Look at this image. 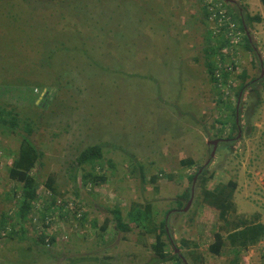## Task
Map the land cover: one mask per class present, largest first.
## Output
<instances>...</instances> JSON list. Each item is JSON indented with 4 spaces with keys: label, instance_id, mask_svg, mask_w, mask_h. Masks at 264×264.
Instances as JSON below:
<instances>
[{
    "label": "rangeland",
    "instance_id": "1",
    "mask_svg": "<svg viewBox=\"0 0 264 264\" xmlns=\"http://www.w3.org/2000/svg\"><path fill=\"white\" fill-rule=\"evenodd\" d=\"M220 1L231 16L261 17L247 28L254 54L244 48L243 39L234 49L236 64L226 101L238 102V74L248 76L244 84L256 81L240 91L237 136L226 117L230 109L219 108L206 81L203 48L210 31L201 0H0V49L18 57L25 48L21 63L30 65L24 68L12 60V76L0 61V102L13 105L21 119L30 121V139L43 154L34 173L53 177L57 192L76 200L86 215L85 224L66 241H57L47 255L32 250L37 264H49L62 254H77L67 263L156 264L152 236L114 228L116 207L127 223L131 208L147 204L157 224L166 219L173 243L163 238L164 248L177 250L182 264H193L191 252L201 254L205 264L264 263V238L241 251L237 260L226 240L219 255L209 253L214 233L225 238L219 230L223 223L203 203L197 178L194 185L189 180L205 166L206 177L211 176L204 186L208 190L236 181L234 216L250 219L257 214L264 224V8L259 0ZM211 38L210 45L217 47L218 39ZM19 76L41 86L2 85ZM35 88L53 93L51 99L42 101ZM227 136L234 138L231 144L219 142L206 164L208 142ZM19 141L11 130L0 132V213L11 216L19 193L11 195V188L18 186L7 179L6 167ZM94 144L103 145L94 173L106 180L89 190L79 175L76 183L70 175L76 156ZM189 158L194 166L179 164ZM189 189L192 199L183 211L190 198L181 196ZM74 223L68 220L65 231ZM18 235L0 239L9 264L19 261L27 246Z\"/></svg>",
    "mask_w": 264,
    "mask_h": 264
},
{
    "label": "trees",
    "instance_id": "2",
    "mask_svg": "<svg viewBox=\"0 0 264 264\" xmlns=\"http://www.w3.org/2000/svg\"><path fill=\"white\" fill-rule=\"evenodd\" d=\"M202 2V0H201ZM261 5L264 8V0H259ZM203 4V2H202ZM228 4H235L227 3ZM226 5V4H225ZM236 7V5H234ZM204 20L207 21V15L205 14V9L202 6ZM238 13V12H237ZM233 19L238 23L239 30L243 33V41L244 48L254 54L255 46L252 44L250 40V36L246 35L245 29L247 30L248 26L253 22H260L261 17L259 15L250 16L246 13H232ZM207 23V22H206ZM208 26V25H207ZM6 31V30H5ZM248 32V30H247ZM211 33L208 32L207 40L208 45L203 48V66L205 69V73L207 75L206 81L210 84L214 95L216 96V103L222 106L228 111L230 109V114H227L226 117L232 119V131H236V136L241 130V126L239 124V114H240V104L237 105V99L235 103L232 105L231 102L226 101V99L230 95V91L227 92L225 86L228 85L226 83L232 78V74L230 71H227L224 67L220 71L221 77L220 79L215 76L216 71L218 69L217 61L215 56L218 54L220 48L222 46L227 45V40L223 37L218 40V46L212 47L210 42L212 40ZM11 50V49H10ZM22 50H26L23 48ZM21 50V55L18 57H13L11 51L1 50L0 49V61L3 63V69L10 70L9 72L13 74V70L15 69L12 64L13 61H18V64L24 66V68H29L28 63L22 64L24 57V52ZM234 68V67H233ZM189 69V68H188ZM190 70V69H189ZM12 71V72H11ZM234 72V70H233ZM18 74V71H17ZM20 74V73H19ZM28 74V73H27ZM236 77H238L241 81L237 92L235 93L236 98L240 91L247 89L253 85H255V80L250 81L248 84H244L247 75L245 72H241ZM244 82V83H243ZM2 85L4 86H41L36 85L35 83H30L25 80L23 77L11 78L5 80ZM230 89V87H229ZM264 89V85H263ZM53 93L47 92L46 95L41 99L42 101H48L51 99ZM44 104V102H43ZM41 106V105H39ZM236 109L238 110V120L236 121ZM30 121H26L21 119L19 113L15 109V107L7 102H0V132L4 133L9 130L12 131V134L15 133L19 136L20 141L19 146L16 151L12 153L11 162L6 167L7 179L16 184L18 187L11 188V195L13 197L19 196L15 203V209L13 216L9 215L6 211H2L0 213V239L5 240V238L12 239L13 235L19 234V239H25L24 241L28 242L26 248L22 249L20 252V260H24L27 264H37L36 260L32 258V250L43 253L47 255L52 247L46 246L44 244V236L42 234L37 233L36 229H33V236L31 238L27 237L26 234L28 229L26 228L27 220L26 218L32 213V208L34 206V202L38 199V190L41 184L44 188L48 189L53 193V197L47 201V206H49L52 210L55 211L54 205L56 197H63L64 194L58 193L55 188V180L53 177H42L38 173H34V169L37 166H42V152L35 147L32 143L30 137L33 133V129L29 124ZM218 123L219 120H218ZM223 124V123H220ZM226 125V124H225ZM223 131V130H221ZM231 131V132H232ZM221 136V135H219ZM234 138L227 136L225 138H217L215 140L219 142L231 144ZM214 141V140H211ZM102 144H94L84 148L75 158L73 164V170L71 172V179L73 183H76V180L79 175V179L85 189L92 190V188L102 185L106 178L100 174H95L97 166L100 164V160H102ZM213 146H211L212 151ZM217 148V146H216ZM181 166L192 167L195 164V161L192 158L184 159L179 162ZM88 167V170H86ZM142 170V167L139 166ZM201 170V172H199ZM79 171L81 172L79 174ZM197 177L200 185L203 186L201 197L202 201L205 205L213 208L218 213L219 220L223 223L219 228L220 231L224 232L225 238L220 232L214 233V240L208 246V251L212 255H219L223 246L225 245L224 240L227 241L230 249L234 251L235 260L238 259L239 253L244 250H248L249 248L255 246L264 238V224L258 220V215L254 214L252 218L246 219L241 217H235L234 204L232 201L233 193L237 187L236 181H228L226 183H221L216 185L212 190L206 189L204 186L210 177H206V167L200 166L194 174L189 177L190 182L193 181V178ZM157 176L152 178V183ZM144 179V177H142ZM77 192V191H76ZM76 195V194H75ZM77 196V195H76ZM6 198L9 199L8 194H6ZM191 198L190 189L183 193L181 199ZM181 206V202L178 203ZM79 206H81L79 204ZM63 209V207H61ZM113 220H114V228L116 232H121L123 234H127L132 232L134 229L144 231L147 235L152 236L154 243L150 245L152 253L154 257L152 258V263L156 264H182V258L175 254V249L167 251L165 247V240L163 238H167L170 243L172 238L167 233V221L166 219L160 221L159 224L155 222V219L152 216V209L149 204L145 207L134 206L127 213L128 222L124 223L121 218L120 209L118 207L113 210ZM44 214H41L43 217ZM68 220L75 221L73 224L77 229L79 226L85 224L86 215L85 212L77 216L75 213L73 215L69 214ZM84 223V224H83ZM10 225V232L7 234V237L2 238L1 233L5 228ZM96 222L93 223V227H95ZM16 229V230H14ZM105 226H102L100 230H104ZM76 230V229H74ZM68 239V238H67ZM56 240L55 237L51 238V242ZM57 243V241H56ZM55 243V244H56ZM53 245V247L55 246ZM1 247V246H0ZM3 247L0 248V259H6L2 255ZM53 249V248H52ZM191 252V258L193 264H205L203 262V257L200 254H196ZM25 255V256H24ZM235 263L232 262L231 264Z\"/></svg>",
    "mask_w": 264,
    "mask_h": 264
},
{
    "label": "built area",
    "instance_id": "3",
    "mask_svg": "<svg viewBox=\"0 0 264 264\" xmlns=\"http://www.w3.org/2000/svg\"><path fill=\"white\" fill-rule=\"evenodd\" d=\"M202 6L205 8V14L207 15L208 29L213 38L221 39L222 37L227 40V45L222 46L215 56L218 69L215 76L220 79V75L223 67L233 73V65L236 64V58L234 56V49L242 42L243 33L239 30L237 22L227 12L224 4L219 0H202ZM225 89L228 92V87L231 85V79L227 81ZM35 93H39L41 98L45 96L47 92H39L36 88L33 90ZM38 199L34 202L32 213L26 218V228L29 226L30 230H37V233L44 236V244L52 247L56 241H66L69 234L76 229L75 226L65 231L69 214L74 213L77 216L82 214L78 202L73 199H62L56 197L54 210L47 206V201L53 197V193L48 189L42 187L39 188ZM63 207V209H61ZM44 214L41 217V214ZM10 215V214H9ZM10 225L2 231L1 237H7L10 232ZM55 237L56 240L51 242V238Z\"/></svg>",
    "mask_w": 264,
    "mask_h": 264
},
{
    "label": "crops",
    "instance_id": "4",
    "mask_svg": "<svg viewBox=\"0 0 264 264\" xmlns=\"http://www.w3.org/2000/svg\"><path fill=\"white\" fill-rule=\"evenodd\" d=\"M72 226H74V225H72ZM77 229V228H76ZM73 232H71V234H72ZM126 239V238H125ZM27 245H28V242H27ZM53 248V247H52ZM51 248V249H52ZM77 255V254H76ZM76 255H73V256H71V258H73V257H75ZM80 256V255H79ZM103 257H105V256H103ZM54 258V257H53ZM52 258V259H53ZM71 258H69L68 257V255H66V254H62V256H60L59 258H56V259H54V260H52L51 258H50V260L51 261H53V262H51V263H49V264H77V263H72V261L70 262V263H67V262H69V260L71 259ZM5 260H7V259H0V264H9V262L8 261H5ZM83 260V259H82ZM99 260H100V263H102L103 262V260L102 259H99V258H93V261L94 262H96V263H99ZM23 262H26V261H24V260H19V261H14V260H11V264H27V263H23ZM264 264V263H263Z\"/></svg>",
    "mask_w": 264,
    "mask_h": 264
},
{
    "label": "water",
    "instance_id": "5",
    "mask_svg": "<svg viewBox=\"0 0 264 264\" xmlns=\"http://www.w3.org/2000/svg\"><path fill=\"white\" fill-rule=\"evenodd\" d=\"M224 1H225L226 3L234 2L233 0H224ZM245 33H246V35H249V33L247 32L246 29H245ZM241 95H242V93L240 92L239 95H238V102H237V105L239 104V100H240V98H241ZM237 120H238V110L236 109V121H237ZM217 143H218L217 140H214V141H210V142H208V145L210 144V146H213V148H212V151H211V153H210V157H209V159H208V161H207L206 164H208V163L211 161V159L214 157V153H215V150H216ZM199 172H201V170H200ZM196 178H197V176H195V177L193 178L192 185H194ZM192 195H193V189H191V198H190V200L188 201L186 207L183 209V211H185V210L188 208V206H189V204H190V201H191V199H192ZM171 242H172V241H171ZM175 251L177 252V250H175Z\"/></svg>",
    "mask_w": 264,
    "mask_h": 264
},
{
    "label": "clouds",
    "instance_id": "6",
    "mask_svg": "<svg viewBox=\"0 0 264 264\" xmlns=\"http://www.w3.org/2000/svg\"><path fill=\"white\" fill-rule=\"evenodd\" d=\"M220 1V0H219ZM222 2V1H221ZM223 3V2H222ZM224 4V3H223ZM205 9V8H204ZM230 14V13H229ZM233 18V17H232ZM219 40V39H218ZM235 65H233V67H234ZM232 76V75H231Z\"/></svg>",
    "mask_w": 264,
    "mask_h": 264
}]
</instances>
